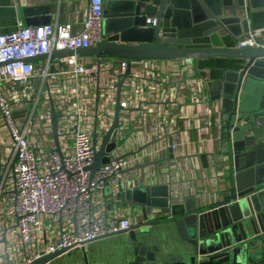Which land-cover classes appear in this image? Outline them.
<instances>
[{"label": "built area", "instance_id": "1", "mask_svg": "<svg viewBox=\"0 0 264 264\" xmlns=\"http://www.w3.org/2000/svg\"><path fill=\"white\" fill-rule=\"evenodd\" d=\"M109 1L90 0L78 32L72 23L26 26L20 21L15 31L0 36V264H32L131 229L143 220L139 212L120 206L116 196L121 188L168 185L172 203L190 197L178 192L173 177L179 114L171 124L170 107L182 106L187 90L201 107L200 115L220 116L223 109L221 102L208 100L194 58L178 59L179 73L172 76L160 60L132 61L120 94L117 147L108 154L109 163L92 176L94 134L99 151L115 121L128 61L80 55L52 60L51 55L108 40L104 11ZM262 41L264 28L250 30L238 48L261 47ZM40 56L48 58L29 61ZM162 86L170 87L162 92ZM52 107L59 121L60 155ZM201 121L204 130L214 125L210 118ZM155 162L166 163L167 171L157 170ZM224 176L225 170L216 167L217 199L211 203L228 193ZM160 213L150 209L149 220Z\"/></svg>", "mask_w": 264, "mask_h": 264}, {"label": "water", "instance_id": "2", "mask_svg": "<svg viewBox=\"0 0 264 264\" xmlns=\"http://www.w3.org/2000/svg\"><path fill=\"white\" fill-rule=\"evenodd\" d=\"M256 10H264V0L109 1L104 11L108 40L90 48L51 55L52 60L80 55L128 61L119 84L115 121L99 151L94 134L92 176L109 163L108 154L117 147L120 94L130 77L132 61L203 57L245 62L242 70L226 73L216 95L211 93L212 100L221 102L223 107L232 188L215 203L202 207L194 197L172 203L168 185L121 188L116 196L120 206L139 212L143 221L100 239L126 236L124 258L128 264H264V41L256 48H228L222 34L235 39L248 34L250 23L240 15L245 11L252 20ZM21 13L27 26L51 23L48 6L22 8ZM149 20L155 24H149ZM52 124L60 155L59 121L54 107ZM1 155L0 152V161ZM110 191L111 188L106 190ZM152 208L161 210L160 218L149 220ZM166 227H173L184 244L174 246V252L156 242L159 229ZM67 252L47 255L32 264H50Z\"/></svg>", "mask_w": 264, "mask_h": 264}, {"label": "crops", "instance_id": "3", "mask_svg": "<svg viewBox=\"0 0 264 264\" xmlns=\"http://www.w3.org/2000/svg\"><path fill=\"white\" fill-rule=\"evenodd\" d=\"M113 1L116 2V0ZM38 6L49 7L52 24L72 23L74 30L78 32L83 28L86 12L90 8V0H0V36L15 31L20 21L26 25L21 13L22 8ZM112 8L114 9L115 6L112 5ZM240 16L243 21L250 23L251 30L264 28V10L253 11L252 20L248 18L245 11ZM222 34L225 35L224 41L228 48H237L239 39L247 35L243 33L239 39H235L225 32ZM160 64L165 67L167 75L172 76L179 73L177 60H160ZM244 65L243 60L230 58L194 59L196 75L204 81V91L212 105L217 103L221 105L218 101L213 102L211 93L217 94L219 83L224 80L226 73L238 72ZM169 87L162 86V92H166ZM185 95L187 96L186 102L182 106H172L170 107L172 110H169L170 115L174 112L170 117L171 124L174 116L179 114L178 128L173 134V140L180 147L176 153L172 172L176 183L178 182L176 184L178 192L196 198L197 205L202 207L217 199L215 195L218 186L214 180L216 167L225 170V182L227 187L232 188L231 161L225 136L226 122L223 120V109L220 116L217 113L208 116L200 115L201 107L193 102L190 92L185 90ZM158 99L161 100L160 95ZM206 118H210L214 125L204 130L207 127L201 120ZM218 122L223 125L218 127ZM165 166H167L166 163L160 162L155 167L159 171L162 168L166 172ZM130 212L136 211L131 209ZM159 230L156 242H159L161 246L169 247L170 252H174V246L184 245L173 227ZM125 240L126 236H112L96 240L83 248H73L50 264H128L124 258Z\"/></svg>", "mask_w": 264, "mask_h": 264}]
</instances>
